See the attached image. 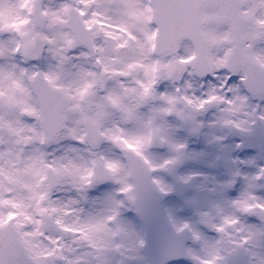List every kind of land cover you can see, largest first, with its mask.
<instances>
[{
	"label": "snow or ice",
	"instance_id": "6c2138e0",
	"mask_svg": "<svg viewBox=\"0 0 264 264\" xmlns=\"http://www.w3.org/2000/svg\"><path fill=\"white\" fill-rule=\"evenodd\" d=\"M258 160L264 0H0V264H133L170 194L162 260L264 264Z\"/></svg>",
	"mask_w": 264,
	"mask_h": 264
},
{
	"label": "water",
	"instance_id": "95a60500",
	"mask_svg": "<svg viewBox=\"0 0 264 264\" xmlns=\"http://www.w3.org/2000/svg\"><path fill=\"white\" fill-rule=\"evenodd\" d=\"M162 198L149 197L145 204V213L141 217L148 234V262L149 264H165L161 259L162 249L169 243V230L164 220L161 208Z\"/></svg>",
	"mask_w": 264,
	"mask_h": 264
},
{
	"label": "rangeland",
	"instance_id": "374dc122",
	"mask_svg": "<svg viewBox=\"0 0 264 264\" xmlns=\"http://www.w3.org/2000/svg\"><path fill=\"white\" fill-rule=\"evenodd\" d=\"M208 115L210 116V113ZM191 138H194L193 142L190 143V146L192 148H196L197 150H199L201 147H203V142L201 139H199L197 137H191ZM234 139H236V138H229L228 142L231 143ZM245 152H247V151H245ZM234 154L235 153H233V155ZM253 155L258 156L259 154L257 152H255ZM258 162H264V161L258 160ZM184 170L189 171V172L190 171H204V172H209L212 175L216 174L215 170H210L207 165L202 164L196 160L187 161L185 166H184ZM93 193L95 194V190H93ZM175 199H176L175 194H170L169 196L163 197V209L165 207H168ZM124 216L126 219L130 220L135 225L137 231H139L144 236V229H143L140 221L136 217L135 213L133 211L129 210V211H126L124 213ZM141 255H142V258L135 260L133 262V264H145L146 263L144 253L142 252ZM169 264H191V261L190 260L178 261V262H171Z\"/></svg>",
	"mask_w": 264,
	"mask_h": 264
}]
</instances>
